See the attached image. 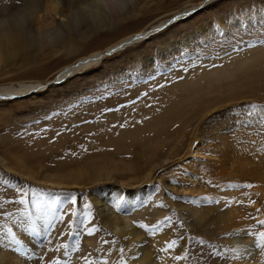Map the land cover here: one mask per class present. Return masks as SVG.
Wrapping results in <instances>:
<instances>
[{
  "label": "rangeland",
  "instance_id": "1",
  "mask_svg": "<svg viewBox=\"0 0 264 264\" xmlns=\"http://www.w3.org/2000/svg\"><path fill=\"white\" fill-rule=\"evenodd\" d=\"M52 1L0 0V21L6 13L11 15L17 9L38 3L41 5V12L35 19L38 26L54 27L58 17L52 11ZM61 1L66 14L80 2ZM205 1L138 0L133 7V17L115 20L89 40L78 41V48L72 54L52 48L41 54L26 53L15 44L12 50L19 53L0 62V89L45 85L44 89L29 95L0 99V226L11 227L25 250L37 254L35 259L17 255L22 259L21 264H50L54 259L68 260L69 264L85 263V258L119 264L122 255L126 264H130L134 254L129 248L135 244L102 225V222L110 223L127 216L130 218L128 229H136L138 238L151 252L150 264H230L235 249L226 238L234 230L237 235L243 234L251 240L252 252H261L255 234L264 232V225L259 224L264 220V215L259 217L264 214V199L253 187H244L241 191L224 187L238 178L220 174L216 164L221 163L223 153L232 146L248 148L264 156V152L259 151L264 146V132L257 135L256 127L237 129L239 117L230 114L244 105L264 104V59L263 63L246 67L234 76L221 80L216 76L225 68L232 72V68L238 63L241 65L245 58L261 51L264 54V46L232 52L237 44L264 40V0H211V4L194 15L165 27L144 41L132 43L112 55L105 54L99 64L57 82L62 70L76 64L81 57L105 52L126 38L150 32L179 11ZM185 56L199 57L206 66L189 67L184 72L181 65L187 67L190 63L182 59ZM206 72L208 75L204 74ZM212 72L216 75L210 74ZM179 77L183 79H177ZM194 79L202 91L199 94L191 86ZM109 92L113 94L108 95ZM101 96L105 98L100 99ZM138 97L141 99L137 100ZM132 101L137 102L133 104ZM120 105L126 107L118 112H103ZM167 107H171L170 111H162V118L171 121L164 123L166 133L161 137H156L152 128L150 133L146 130L136 132L132 128L141 126L146 115H150L152 122L159 108L165 110ZM49 116L52 118L48 119ZM120 124L126 127L120 128ZM22 132L27 134L19 135ZM149 134L150 156L141 148L145 145L139 144ZM119 137H123L122 152L117 153L112 139ZM196 141L202 144L199 150L202 156L187 161ZM211 155L218 159H209ZM146 160H150L151 177L147 176ZM137 167L145 172L137 175L134 172ZM79 172L86 174V178L80 180L78 186L63 187L46 181L48 174L61 181L72 179L73 174ZM92 175L101 180L92 182ZM190 176H198L201 181L189 179ZM8 185L77 193L76 205H68L64 221L54 229L52 245L40 247L43 238L26 233L5 215L14 216L22 209L15 203L20 194ZM132 190L144 195L137 205L136 216L126 213L125 209L124 195ZM202 197L220 202L203 205L200 203ZM142 201L145 202L143 207L140 206ZM115 203L121 205L122 211L116 210ZM103 204H110L112 210L102 207ZM86 205H91V215ZM73 207L88 216L79 229L69 228V222L77 219L71 215ZM194 212H197L196 217ZM166 217L171 218V223L154 233L139 227L140 224L154 227ZM154 218L157 221H146ZM228 226L233 228L228 230ZM86 227L101 229L93 234L92 243L84 231ZM173 240L177 241L176 246L161 251ZM199 240H204L205 244L194 245ZM58 244L68 245V256L64 255L63 248L55 250ZM76 244L80 245L79 251L72 250ZM121 248L125 250L123 254ZM81 251L83 255H73ZM177 256L181 259H175ZM11 259L12 256L7 257L0 264H16Z\"/></svg>",
  "mask_w": 264,
  "mask_h": 264
},
{
  "label": "bare ground",
  "instance_id": "2",
  "mask_svg": "<svg viewBox=\"0 0 264 264\" xmlns=\"http://www.w3.org/2000/svg\"><path fill=\"white\" fill-rule=\"evenodd\" d=\"M137 1L138 0H130L129 6L127 7L126 11H124L122 13L121 12H110L104 8H101L100 12L102 14L103 23L100 26L94 27L90 24H85V25L81 26V29L79 32L72 33V32L68 31V25L66 24V17H69L70 14L73 13L74 11L79 10L82 5H84L86 3L91 4L92 0H80V2L78 3V6L76 8H74L73 10H71L69 14L65 13L64 4L61 0H53L52 1L53 2L52 3V11L58 17L54 23V28L63 29L65 31V36L63 39H61L59 41V43L54 48H52V50L61 51L62 53H65V54L74 53L78 48V41L79 42H85V41L89 40L92 35L96 34L100 30H103L106 27H110V25L115 20L123 21V20L127 19L128 17H133L135 14L133 7ZM209 4H211V0H207V3L205 1V3H201L198 5H192L191 7L186 8V9L176 13L172 17V19L174 17H177V16L183 17L184 14L188 13V12L192 13L191 15H188V17H190V16L194 15L196 12L200 11L201 9L206 8ZM26 9L29 11L30 15L32 16V20L29 23L27 29L22 34L24 42H21V40L18 38V35L15 34V29L10 28L8 25H5L3 29H0V31L4 32V35H0V62L2 60L8 61L10 58H13L14 56H16L19 53V51L12 50V48L14 47L15 44H18L19 47L22 48L26 53L34 51L38 54H41L42 52L47 50V49L42 50L39 47H37L36 42L34 40L35 33H37L40 29V27L37 24V20H35V19L37 18L38 12H41V5L39 6L38 3H33L32 5H30ZM193 9H197V10L195 12H193L192 11ZM11 15H9V13H6L5 18L1 21H6ZM186 17H184V18H186ZM184 18H182V19H184ZM172 19L160 22L157 26L153 27V29L150 32L147 31L146 33H142L140 35L138 34L136 36L126 38L123 41H121L120 43L111 46L105 52H102V53L97 52V53L91 54L90 56H86L83 58L81 57V59H79L76 64L65 67L62 70L61 75L58 77V80L62 81V80L68 79L72 75L78 74L81 71H85V70L99 64L103 60V58L105 57V54H106V56H109V55H112L113 52L115 53L119 50H123L124 48L130 46L132 43H139L141 41H144V39L148 38L149 36L154 35V34L160 32L161 30H163L166 27V25L169 26V25L173 24V23H170V21H172ZM182 19H180V20H182ZM178 21H176V22H178ZM52 24L53 23H51V25ZM157 29H160V31H157ZM138 36L143 37V38L138 40V39H136V37H138ZM114 49H115V51H113ZM262 52L263 51H261V53ZM259 53L257 55H254L253 57H249L248 59L245 58L246 61H244L245 60L244 59L243 62L240 63L241 65H239V63L237 66L234 64L235 67L234 68L231 67L233 69L232 72L229 70V68H225L221 72L218 71V74L219 73H221V74H219V76H216L217 80H221L224 77L234 76L235 72H241V70L245 69L246 67H252L254 65H258L259 63H263L264 54L262 53L263 54L262 55L261 53L260 54ZM261 57H263V58H261ZM241 61H242V59H241ZM255 68H256V66H255ZM214 72H212L210 74H214ZM242 72H243V70H242ZM204 74L208 75L207 72ZM214 75H216V74H214ZM214 75H212V76L215 77ZM188 82H189V80H188ZM196 82H197L196 80L192 81L191 86L194 88L196 94H199L202 91H201V89L199 90V88L196 85ZM44 87H45V85L37 86V85H31V84L30 85L29 84L20 85L19 87H13V86L3 87L0 89V99H1V97H11V96L13 97V96L29 95L31 93H35L36 90H38V89L40 90V88H41V90L44 89ZM208 92H210V93L212 92L210 88H208ZM167 106H169V105H167ZM170 108L165 109V110H160L162 108H159L158 112L155 113V118H153L152 122L150 121V115H146V117H149V119L145 120L143 118L144 122L141 124V126H134L132 128L133 129L135 128L136 130L135 129L134 130L136 132L139 130H146V132H148V133H150L152 131L150 129V128H152V129H154L153 131H155V134H156L155 136L161 137L163 134L166 133L165 130L167 127L164 126V123L167 121H171L169 119L162 118V111H167L166 113H168L170 111ZM160 126H163V128L160 129ZM134 132H132V134L136 133V132L135 133ZM107 141H109V140H107ZM112 142H114V144L117 146L116 152L117 153L122 152L120 146H121V143H123V137L112 139ZM139 144L145 145V146H142L141 148H144L145 149L144 153H146L150 156V134L148 135V137L146 139H143V140L141 139L139 141ZM146 145H147V147H146ZM201 145L202 144L200 143V141H196L193 144L192 148L190 149V155L188 156L187 161H189L191 159L196 160L198 157L202 156L200 154V151H199ZM116 146H115V148H116ZM146 148H148V149H146ZM260 156H261V154H257L255 151L250 150L248 148H246V149H240L239 148L238 149V148L232 146V147L228 148V150H226L223 153V159H222L221 163L216 164V167H217V170L221 172L220 174L226 175L228 178L233 176V175L238 178V180L233 184H238V185H241L242 187L234 188V189H236L237 191H241V189L244 188L243 187L244 185L251 184V185H253L252 187L256 191V193L259 194L261 196V198L264 199V156L263 157L262 156L260 157ZM208 158L213 159V160L218 159V157H215L212 155L209 156ZM133 160H136V159L133 158ZM86 161L89 162V159L87 158ZM145 165L147 166V170L149 172L147 174V176L151 177V174H153V172H152V170L150 171V160H146ZM134 172L137 175H139V174L144 173L145 171L143 168L137 167ZM92 177H93V175H92ZM108 177L109 176H107V178ZM196 177H198V176H190L189 179H192L194 181H201L200 177H199V179H196ZM84 178H86V174L79 172L77 174H73L72 179L56 181L53 179V177H51L48 174L46 176V181H47V183L52 182L53 185L69 187V186H78L80 183V180H82ZM92 179H93L92 182H97V181H99V179L101 180L100 177H98V178L93 177ZM184 192H186V191H184ZM124 196H125L126 213L131 212V214L136 216L137 215L136 213L138 212L137 211V205H138L141 197H143L144 195H141V193L137 190H132L130 192H127ZM109 205L110 204H103L102 207L107 208V207H109ZM109 210H112V208L109 207ZM133 215H131V216H133ZM193 215L196 217L197 212H194ZM263 215L264 214H261L259 217H261ZM147 218H149V217H147ZM129 219L130 218H128V216H127V218L125 217L122 220H114V221H111L110 223H108L106 221L102 222V225H104V227L110 228L111 231L115 235L124 238L129 243L135 244L129 248L131 250V252L134 254V256L136 257V259L130 260V264H150L151 252H148L145 242L140 241L141 239L138 238V231L134 228L128 229L129 223H127V222ZM146 221L148 223H150L151 221L155 222V221H157V218L147 219ZM232 228H233L232 226L226 227V229H228V230H230ZM262 229L264 231V227ZM241 232H244V230L242 229ZM87 238L92 243L95 239V235H92V236L88 235ZM226 240H227L228 244L231 246H234V249H235L234 256H233V259H232L230 264H264V255L261 254L260 251H257V252L253 251L252 252V245H251L252 242L250 239L243 236V234L237 235L236 231L234 230L233 232H231V234H228ZM253 248H254V246H253ZM236 250H239V256H237ZM95 252L97 253L96 249L94 250V253ZM82 253H83V251L78 252L77 254L75 253L73 255L79 256V254L83 255ZM91 253H93V252H91ZM11 256H12L11 260L16 262V264L22 263V262L21 263L19 262L22 259L20 258L21 260H19L18 256L16 254H14L12 252H5V251H3V254H0V263L5 258L11 257ZM75 257H77V256H75ZM78 258H80V257H78ZM73 264H85V263L84 262L81 263L80 261H78V262L76 261Z\"/></svg>",
  "mask_w": 264,
  "mask_h": 264
},
{
  "label": "snow or ice",
  "instance_id": "3",
  "mask_svg": "<svg viewBox=\"0 0 264 264\" xmlns=\"http://www.w3.org/2000/svg\"><path fill=\"white\" fill-rule=\"evenodd\" d=\"M207 3V0H206ZM197 9H193L192 11L195 12ZM191 12L185 13L184 16H177L170 21V23H175L176 21L191 15ZM167 27V25H166ZM157 31H160V29H157ZM222 35V33H219ZM143 37H136V39H142ZM258 46H264V40H253L250 42H244L243 44H237L235 47H233L232 52L236 53L241 50H243L244 47L247 48H254ZM115 51V49L113 50ZM188 63V66L185 67L181 65V68L184 72H187L189 70V67H205L206 65H203L197 57V59H193L191 56H185L182 58ZM211 67H217V65H211ZM164 73L162 72L161 75ZM154 79V77H153ZM177 79H183V77H179ZM60 82L59 80L57 81ZM165 85H159V87H164ZM107 91V90H106ZM113 93L109 92L108 95H112ZM147 96V93L144 94ZM104 96H101L100 99H104ZM141 99L140 97L137 98V100ZM91 102V101H89ZM137 101H132L131 103L135 104ZM83 103V101H81ZM151 107V105H148ZM126 107V105H120L115 109H104L103 112H118L121 108ZM232 115H235L239 117L236 121V128H248V127H256L258 129L257 135H259L261 132H264V104H248L244 105L243 107H238L232 110L230 113ZM53 115H59V113H54ZM52 116H49L48 119H51ZM144 119H149V117H144ZM214 119V118H213ZM86 123H91V121H87ZM137 123H142V121H137ZM112 127H116V125H113ZM120 128L126 127V124H120ZM27 133H20L19 135H25ZM59 135V133H57ZM83 147V146H82ZM86 151V149H85ZM259 151L264 152V146H262ZM188 174V173H185ZM196 179H199V177H196ZM173 183H176V181H172ZM7 184V182H4ZM9 187H15L17 192L20 194V198L15 201L16 204L21 205L22 209L20 212L16 213L14 216L11 213H5L6 216H8L10 219L13 220L14 224H18L21 227L24 228V231L26 233H31V235L35 238H43L44 243L39 245L40 247L44 246H50L52 245L53 239H54V229L64 221L65 214L68 210V205L75 206L77 203V193L75 192H53L49 190H43V189H36L31 188L27 186H20V185H8ZM253 185L248 184L244 185L243 187L251 188ZM228 189H234L242 187L238 184H228L224 186ZM83 195V194H81ZM174 199H182L180 197H173ZM187 200V198H183ZM219 200H212L209 197H202L200 199V203L203 205L206 204H217L219 203ZM229 204L231 201L228 202ZM254 203V201H253ZM145 202H141L140 206L143 207ZM114 206L116 207L117 211H122V207L119 203H115ZM161 207H164V205H161ZM86 208L88 210V215H91V205H86ZM71 215L73 217H77L75 221L69 222V228L70 229H79V227L84 224L85 220L88 219L87 215H84L82 212H78V210L73 207L71 211ZM83 217V219H81ZM171 218L166 217L165 220L159 222L154 227H148L145 224H140L139 227L146 229L148 232H156L157 230H161L164 225L170 224ZM259 224L264 225V220H260ZM84 231L87 232L89 236H92L94 233L101 231L99 228H91L86 227ZM256 239H257V247L261 250V254H264V232L256 233ZM104 243H108V241H104ZM115 243V241H113ZM177 241L173 240L170 244L167 245L166 248L161 249V251H168L169 249L176 246ZM204 245V240L195 241L194 245ZM79 244L74 245L73 249L74 251H79ZM214 247V246H213ZM64 249V255H69V248L67 244H58L55 246L56 251H60V249ZM0 250L5 252H12L22 258L27 257L31 259H35L37 257V254L31 251H26L25 246L23 245V242L18 238V235L16 232L13 231L11 227L4 228L3 226H0ZM124 249L121 248L120 252L121 254L124 253ZM237 256H239V250H236ZM212 255V254H209ZM215 255L219 256V253H215ZM42 259V257H40ZM133 259H136L134 256ZM175 259L180 260L181 257L177 256ZM50 264H69L68 260H61V259H54L50 262ZM85 264H108L107 260H100L95 261L88 258H85ZM119 264H126V260L124 259L123 255L120 258Z\"/></svg>",
  "mask_w": 264,
  "mask_h": 264
},
{
  "label": "clouds",
  "instance_id": "4",
  "mask_svg": "<svg viewBox=\"0 0 264 264\" xmlns=\"http://www.w3.org/2000/svg\"><path fill=\"white\" fill-rule=\"evenodd\" d=\"M130 0H92L91 4H84L77 11L66 17V24L68 25V31L75 33L79 32L82 25L90 24L94 27H98L103 23L101 8L110 12H124L129 6ZM32 20L27 9H17L6 21H0V29H3L5 25L15 29V34L21 42L23 40V32L27 29L29 23ZM0 35H4L3 31H0ZM65 36L63 29L54 28L53 26H42L34 35V40L37 47L40 49L54 48L61 39Z\"/></svg>",
  "mask_w": 264,
  "mask_h": 264
}]
</instances>
